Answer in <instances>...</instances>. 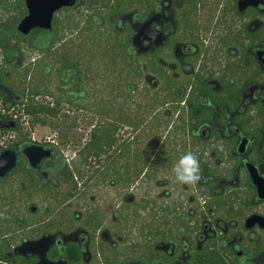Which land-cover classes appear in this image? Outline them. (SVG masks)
<instances>
[{"label": "flooded vegetation", "instance_id": "af4514ba", "mask_svg": "<svg viewBox=\"0 0 264 264\" xmlns=\"http://www.w3.org/2000/svg\"><path fill=\"white\" fill-rule=\"evenodd\" d=\"M180 1L183 0L156 1L141 21L152 12L162 13L163 19L156 28L163 34V40L145 52L131 51L147 59L158 56L156 59L161 65L166 64V56L172 57L177 80L170 91L173 99L163 98L169 92L158 89L162 83L158 81L157 85L155 77L144 79L149 87L156 84L161 101H165L163 106H170L166 110L174 111L175 121H180L179 116L183 118V130L171 132L173 141H166L169 145L155 149L157 154H150L152 157H148L147 149H141L137 162V156L133 155L137 149L131 147L128 127L127 145L115 141L109 148L108 162L99 160L93 164L96 192L108 189L111 193L112 222L105 223L101 218L99 204L91 208L84 203L78 213H72L78 219L76 226L66 232L51 233L56 240L46 256L53 250L55 257L61 259L65 244L72 243L79 258L77 263L70 264H264V199L256 195L246 171V163H250L264 178V81L258 80L260 72L264 75V65L260 64V50L264 47V10H261L264 2L263 6L239 10L237 0H209L212 7L205 29L183 39L177 28ZM221 15L225 25L217 32L215 25ZM125 18L131 28L134 20L130 16L119 19ZM0 57L1 63L3 55ZM244 69L250 76L246 85ZM0 96L6 103L19 99L1 77ZM0 119L15 122V128H0V140H3L0 152L11 150L15 154L14 165L0 176V216L9 209L11 200L12 214L17 215L19 196L15 182L20 170L27 169L43 184L53 186L58 183L54 179L59 177L55 167L61 162L60 154L52 143L40 145L49 155L32 164L21 150L30 144H39L28 139L12 144L8 132L20 123L1 115ZM240 142H244L241 152ZM187 152L198 158L202 179L188 185L174 177L172 182L179 185V191L173 193L164 188L172 177L164 178L163 169H170L175 176L173 167L178 163L175 161ZM103 165L108 169L101 170ZM135 167L138 169L132 171ZM97 197L100 201V194ZM123 202L127 207L122 206ZM28 208L32 213L35 211L34 205ZM91 212L95 214L94 221L92 225L85 224V216ZM128 214L131 218L141 216L137 227L133 226L134 219L129 220L132 226L123 227ZM17 232L13 234L18 237ZM21 241L16 238L5 256L18 259L20 256L13 249ZM22 259L35 261L34 257Z\"/></svg>", "mask_w": 264, "mask_h": 264}, {"label": "trees", "instance_id": "16d2710c", "mask_svg": "<svg viewBox=\"0 0 264 264\" xmlns=\"http://www.w3.org/2000/svg\"><path fill=\"white\" fill-rule=\"evenodd\" d=\"M5 1L0 0V6H2L3 10L11 11L12 2L8 3L9 7H7V5L5 6ZM17 1L20 5H23L20 0ZM156 1L76 0L71 7L57 10L52 16L50 30H32V33L46 32L50 34L51 44L47 45L41 55L55 57L54 63H52V66H47L39 61L35 65V81L28 82L24 81L26 74L29 72L27 66L34 64L33 61L36 58L34 56L31 57V51L35 53L39 51L36 49L38 45L25 40V36L23 37L15 31L14 26L24 15L25 10H21L20 7L17 17L14 16L5 22L0 21V56L1 54L3 55V60L0 63V77L5 85L19 95L17 101L8 103L0 96V102L3 104L0 106V115L2 117L18 120L16 115L18 110H20V115L34 116L43 114L54 117L64 107L65 110L84 109L92 112L97 117V121H94L91 125L84 141L79 145L69 161H64L65 158L60 155L61 162L55 167L59 174V177L54 179L58 182L57 184L53 186L43 184L42 180L31 171L27 169L20 170L18 181L15 182L19 196L18 213L17 215L12 214V200L10 199L9 209L4 210L2 216H0V235H2V238H0V261L11 264H29V260L5 256L11 245L16 242V238L18 240L35 239L44 233L66 232L71 226L78 224V219L72 214L73 212L67 210L69 207L68 204L66 205L68 198H74L77 190L79 193V188L87 185L90 179H93L92 185L96 184L97 178L94 174L93 164L98 163L99 160L108 162L109 148L115 144V141H119L118 143L122 146L127 145L126 141L129 135H126V133L129 132L128 127L131 129V133L135 132L134 127L137 125L136 122L138 120L136 119L138 117L137 115H132L127 107L129 103L125 100L128 94L135 93L139 95L140 102L141 98L144 99L142 104L140 102L139 104L132 103L136 106V110L141 108L139 110L140 114H143L148 109L149 112L153 109L151 114L153 115L155 128L163 127V130L161 129L162 132L155 131L153 133L157 138L165 131V134H163L164 141L172 142L173 138L171 137L173 135L171 132L175 134L178 133V130H183V118L179 116L178 119L180 121H175L173 119L174 111L172 109L166 110L170 106H163L165 101H161V96L157 93L160 88L169 92L164 94L163 98L173 99L170 91L177 81L174 77L175 70L172 67L175 62L172 57L166 56V64L161 65L156 59L158 56L147 59L133 53L129 43L132 30L126 22L121 23L122 20L119 19L130 16L134 22L138 23L155 5ZM177 7V28L181 38H192L195 36L194 33L199 34L201 30L205 29V20L208 18L212 7L209 4V0H183L180 1V4H177ZM244 15H246V12ZM222 16L224 15L217 18L215 25L217 32H221V27L225 25V19L221 18ZM211 17H214V15L212 14ZM73 34H81V37L74 45L68 39ZM10 36L14 41L12 43L8 40ZM20 40L25 41L23 46L28 50L26 54L17 44ZM70 45L75 49L70 51ZM28 54H30V57ZM37 55V57L40 56V54ZM11 56H15V61L11 62ZM16 57H19V61ZM202 62L205 64V60H202ZM18 68L22 71L20 74L18 73L19 75L14 72ZM12 72H14V75L17 74L21 80L18 82L12 81ZM49 74H54L55 79L58 81L52 88L46 82ZM243 75L244 84L246 85L250 80L246 69H244ZM150 76L155 77L157 85L159 84L158 81H160L163 89L161 86H158L157 89L156 84L153 87H149V83L144 78ZM159 78L161 80H158ZM183 78L185 79L186 77ZM253 78H255V75ZM98 79H104L102 86H108L107 97L104 99L99 97L94 101L93 98H89V95L93 93L99 94L100 90L97 88L93 91L88 90V84L92 86L93 82L96 84ZM258 80L260 82L264 81V75L261 72L258 75ZM187 81L188 78L185 79V82ZM113 83L125 91L122 96L123 99L115 100L114 102L113 99L121 96L116 95L115 90H113ZM40 94L46 100L25 103L28 96L34 97ZM168 121H170L169 124L167 123ZM165 127H167L166 130L164 129ZM132 137L134 136H131V143L136 138L132 139ZM100 155L104 156L98 158ZM133 155L137 156L136 161L139 162L140 158L138 156L140 154L134 150ZM106 169H108L107 165L101 166V170L105 171ZM136 169L138 168L135 167L132 171ZM83 171L89 173V175H84V178H82ZM78 180L81 181L80 184ZM77 183L78 187L76 186ZM66 184L69 185V189L64 191L62 185ZM36 194L40 196V200L35 199ZM3 200H5V197ZM48 200H52L55 205H58L51 207ZM36 201L40 202L38 206H35V211L32 213L29 211L28 206L34 202L36 203ZM122 206L127 207V204L123 202ZM57 207L59 208L55 210ZM56 213H60L55 216V218L59 219L58 221L52 220V215ZM39 214L44 217V221H39ZM94 216L95 214L92 212L87 214L85 216V224L92 225ZM15 230L18 231V237L13 234ZM8 233L9 235L7 236ZM64 248L65 251L60 254L61 259L66 264L77 263L79 256L74 244L66 243ZM49 252L47 257L54 259L56 254L53 250H49ZM55 258L59 259L60 257L56 256Z\"/></svg>", "mask_w": 264, "mask_h": 264}, {"label": "rangeland", "instance_id": "374dc122", "mask_svg": "<svg viewBox=\"0 0 264 264\" xmlns=\"http://www.w3.org/2000/svg\"><path fill=\"white\" fill-rule=\"evenodd\" d=\"M11 3V11L10 10H3L2 6H0V21H7L8 19L12 18V17H17L18 12H19V8L21 7V10H25L24 5H20L19 2L16 0H6L5 6L7 5V7H9L8 3ZM21 3H23V0H20ZM128 18H125L122 20L121 23H124L125 20H127ZM14 32V31H13ZM12 32V33H13ZM17 33V32H16ZM24 37V36H23ZM81 37V34H73L72 36H69L68 39L70 41H72V45H74L78 39ZM25 40H29L31 43H33L34 45H38L37 46V50L39 52H32V56L31 57H36L33 61L34 64L27 66L29 68V72L26 74L24 81L28 82V81H35V72H36V68L35 65H37V63L39 61H41L42 64L45 65H49L52 66V63H54V59L55 57H50V56H43L42 51L45 50V48L47 47V45L51 44L50 41V34L49 33H30L27 35V37H25ZM67 39V40H68ZM8 40H10L9 42L12 43L13 38L10 36L8 38ZM16 43V42H15ZM23 43L25 44L24 40H20L18 41L17 44H19V46L22 48V50H24V54L27 53L28 50H26L25 46H23ZM65 43V42H64ZM56 49V48H55ZM73 49H75L73 46L70 45V51H72ZM54 50V49H53ZM52 50V51H53ZM40 54L39 57H37ZM37 55V56H36ZM28 56L30 57V54H28ZM15 56H11L10 60L15 61ZM53 60V61H52ZM25 67V68H27ZM15 73H21L22 71L18 68L17 70L14 71ZM12 72V76L11 79L12 81L18 82L21 80V78L19 76L14 75ZM53 72V71H50ZM18 74V75H19ZM32 74V75H31ZM90 75V74H89ZM48 79L46 80V82L48 83V85L52 86L57 84V80L55 79V75H47ZM99 80V79H98ZM96 80V84L93 82V85L89 86L88 90H94V89H99L100 93L99 94H90L89 98H93L94 101L97 98H105L107 97V91H108V86H102V81L104 79L101 80ZM38 81V80H37ZM110 81V79H109ZM136 81V80H135ZM137 82V81H136ZM114 85V83L112 84ZM30 87V86H29ZM113 90H115L116 95L121 96L117 98V101L120 99H123V94H125L124 90H122V88L115 86ZM46 100V98L43 95H37L34 97H27V100L25 103H28L29 101H43ZM90 101V100H89ZM129 103L128 109L131 111L132 115H137L138 120L136 123L137 125L134 127L135 132L131 133V135H133L134 137H136L134 139V142L131 143V147L137 149V152H139L141 149H147V154L148 157H152L153 155L157 154V151H155V149H159L161 146L165 147L164 144L169 145L168 143H166L165 141L161 143V141L163 140V134H165V131H163L162 135H159V137L157 138L156 135H154L153 133L155 131H161V129L163 130V127H158L157 129L155 128V125L153 124V115L152 110L149 112V109L146 110L145 112H143V114H140L139 110H141V108H137L136 110V106L133 105L132 103H138L140 102V98L139 95L135 94V93H131L128 94L126 100ZM144 99L141 98V104L143 103ZM17 106V105H16ZM17 108V107H16ZM135 109V111H134ZM127 111V109H126ZM136 113V114H133ZM16 115H17V119L18 122L20 123L19 127H17L16 129L8 132V134H10V140H12V144H16L19 141H23L25 139H28L29 141L39 144V145H44L46 143H52V145H54L58 151V153L65 158L64 161H69V159L73 156V153H75V151L78 149L79 145L84 141L85 137H86V133L87 131L91 128V125L94 123V121L96 120V116L89 111H86L84 109H73V110H65L64 109L60 110L58 112V114L54 117L51 116H45L43 114H36V115H25L22 114L20 115V110H18V112L16 111ZM141 117V118H140ZM143 122H141L140 121ZM174 119V118H173ZM171 119V120H173ZM140 121V123H139ZM168 124L170 123V121L167 122ZM167 127H165L164 129L166 130ZM162 132V131H161ZM132 137V139L134 138ZM3 141V140H0ZM11 144V145H12ZM181 147V146H178ZM175 162H178V160H176ZM84 175H89V173H86L83 171V176L82 178H84ZM163 176L166 179H169L170 177H172L171 183L167 186H165L164 188L172 190L173 193H176L179 191V185L174 182H172V180H174V175H172L170 169H163ZM175 181V180H174ZM93 179L90 181H88L87 185H85L84 188H79V193L77 190V194L75 195V197H70L68 198V201L66 202V205L68 204V208L67 210L70 212H77L80 211L82 209V207L84 206V203H86L87 205H89V207H96L98 206V209L100 211V216L101 218L105 221V223H111L112 222V217L111 215V211H112V199L110 198L111 193L110 191H108V189L105 191H100V192H96V188L98 186H94L92 185ZM78 183L80 184L81 181L78 180ZM78 183H77V187H78ZM163 188V189H164ZM62 189L64 191H67V189H69V185H62ZM159 190V189H158ZM158 193H160V190L158 191ZM157 193V194H158ZM100 194V201L97 197V195ZM93 196V197H92ZM69 197V196H68ZM89 198V199H88ZM35 199L40 200V196L39 195H35ZM137 201H140V198H137ZM89 200V201H88ZM88 201V202H86ZM40 201H36V203H32V205L34 206H38V203ZM49 202V206L51 207H55L57 205H55L53 203L52 200H48ZM59 207H57L55 210H57ZM137 211H139V209L136 208ZM38 213V212H37ZM60 213H56L55 215H52V220L54 221H58L59 219L55 218V216H57ZM140 214V213H139ZM39 217V221H44V217H42L40 214L38 215ZM136 220V223L133 225L134 227H137L140 222L142 221L141 216L137 215L135 217H130L128 214V220L126 221V223H123V227H127L129 225V220ZM132 226V225H129ZM22 240V239H21ZM120 252L122 253L123 250L121 249ZM124 253V252H123ZM122 253V254H123ZM111 259V258H110Z\"/></svg>", "mask_w": 264, "mask_h": 264}, {"label": "water", "instance_id": "95a60500", "mask_svg": "<svg viewBox=\"0 0 264 264\" xmlns=\"http://www.w3.org/2000/svg\"><path fill=\"white\" fill-rule=\"evenodd\" d=\"M76 0H23L25 13L17 21L14 28L15 31L25 36L34 29L48 31L51 29V20L54 12L61 8L71 7ZM263 6L262 0H237L239 10L245 7ZM261 10H264V6ZM163 14L160 12H152L145 20L135 22L131 25L130 46L136 53L145 52L150 46L157 47L163 40V34L156 28L160 20L163 19ZM260 64L264 65V47L260 50ZM264 122V117L262 119ZM0 128L12 129L15 128L13 120L0 119ZM243 143H239V152L243 150ZM21 152L26 157L27 161L32 164L39 162L42 158L49 155L48 150L43 146L30 144L23 148ZM15 163V154L11 150H3L0 152V176H3ZM246 171L251 185L254 187L256 195L264 199V178L257 173L254 165L246 163ZM33 211L34 207L31 206ZM55 235L44 233L35 239L22 240L17 245L13 252L22 258L34 257L35 261L30 264H66L63 259L51 260L48 259L46 253L50 246L55 243ZM60 239L56 241L59 243Z\"/></svg>", "mask_w": 264, "mask_h": 264}, {"label": "clouds", "instance_id": "9594fccd", "mask_svg": "<svg viewBox=\"0 0 264 264\" xmlns=\"http://www.w3.org/2000/svg\"><path fill=\"white\" fill-rule=\"evenodd\" d=\"M175 179L183 184L195 185L202 179L198 158L187 152L182 155L178 163L173 167Z\"/></svg>", "mask_w": 264, "mask_h": 264}, {"label": "built area", "instance_id": "2783aa9c", "mask_svg": "<svg viewBox=\"0 0 264 264\" xmlns=\"http://www.w3.org/2000/svg\"><path fill=\"white\" fill-rule=\"evenodd\" d=\"M263 2H264V0H263ZM0 264H10V263H8V262H0Z\"/></svg>", "mask_w": 264, "mask_h": 264}, {"label": "crops", "instance_id": "0c3cea01", "mask_svg": "<svg viewBox=\"0 0 264 264\" xmlns=\"http://www.w3.org/2000/svg\"><path fill=\"white\" fill-rule=\"evenodd\" d=\"M24 5V4H23Z\"/></svg>", "mask_w": 264, "mask_h": 264}]
</instances>
